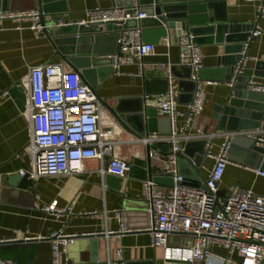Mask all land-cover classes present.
<instances>
[{
    "label": "crops",
    "instance_id": "1",
    "mask_svg": "<svg viewBox=\"0 0 264 264\" xmlns=\"http://www.w3.org/2000/svg\"><path fill=\"white\" fill-rule=\"evenodd\" d=\"M119 1L125 0H54V3L56 8L65 9V12L58 14L59 23H64L67 18L74 22L84 20L87 10L109 7ZM262 2L210 0L206 14L214 16L218 23H225L228 33L234 36L248 33L242 42L241 50L245 55L242 67L253 71V80L264 83V16L257 15ZM0 8L29 11L36 9L37 3L36 0H0ZM49 19V15L44 16V21L48 22ZM30 23L25 18L0 20V258H8L13 264H49L50 246L44 237L62 229L67 234H79L68 245L69 264H86L91 258H96L91 264H108L107 261L114 258L115 249L119 246L128 264H166L163 260L164 249L154 248L149 233L142 229L145 226H141L146 220L141 215L146 207L142 182L149 177L163 176V180L156 182V189L167 193L172 186L169 176L164 173V160L172 149V142L157 138L170 135L171 122L158 110L157 103L164 92L159 91L161 84L156 79H171L180 108L191 100L193 86L188 80L191 69L179 63V49L175 40L179 34L168 31L167 36L172 41L170 46L165 45L166 36L153 43L154 53L144 58L141 67L135 63L123 64L118 73H109L108 64L100 66L106 76L97 83L95 89L103 102L117 107L118 113L125 117L138 112L142 107L144 110H154L155 131L148 134L149 148L144 139L137 138L121 126L114 114L102 105V136L115 142L110 154L104 156L102 161L85 160L83 170L79 173L41 176L37 179L29 177L32 184L22 185V174L19 171L31 169L30 154L25 149L30 129L23 114L27 100L28 71L34 65L51 63H61L65 69L72 68L65 63L60 53L73 50V44L56 49L43 31L37 33L31 30ZM98 27L102 28L100 34H103V41L96 50L107 53L113 48V38L119 30L116 26L107 29L106 24ZM255 27H259L262 33L249 39ZM198 29L196 34L201 41L202 69L206 76L203 79L214 83L207 85L205 107L194 116L193 121L205 132H216L212 146V150L216 151L226 131L249 129L240 128L244 124L257 122L264 129V107H245L240 99L230 96L232 85L228 82L233 77L232 62L239 54L238 43L219 42L221 34H210L207 29ZM155 34L156 30L151 31L153 37ZM246 41L248 44L244 47ZM88 42V38L77 41L78 49H85ZM216 69H222L223 72ZM212 75H220L221 78L214 79ZM147 79L148 85L145 84ZM241 88L244 89L245 85ZM261 103L264 105V101ZM177 121L179 125L184 122L182 119ZM187 132L179 131L174 143L179 145L180 150L187 147L186 152L193 156L198 171L205 177L213 161L200 155L202 144L198 139L184 138ZM243 148L239 144L233 153L235 158L244 154L241 161L228 158L218 186V196L221 198L246 189H252L259 195L264 194V176L254 171L264 170V154L250 148L242 151ZM111 157L125 159L130 164L127 176L119 180L107 172H100L101 168L106 169ZM179 169L186 173L184 165L180 164ZM55 199L59 207L67 208L68 211L60 217L41 210L42 205ZM120 208L126 212L131 211L128 221L131 219L134 224L131 228L134 230L120 237L115 232L106 235L108 230L119 229L114 211ZM90 234L99 235L92 238L88 245L81 235ZM25 236L30 238L25 239ZM186 238L187 235L177 233L169 237V243L178 246Z\"/></svg>",
    "mask_w": 264,
    "mask_h": 264
},
{
    "label": "built area",
    "instance_id": "2",
    "mask_svg": "<svg viewBox=\"0 0 264 264\" xmlns=\"http://www.w3.org/2000/svg\"><path fill=\"white\" fill-rule=\"evenodd\" d=\"M131 5H112L89 9L84 20L78 25L90 23L121 26L126 20H140L146 16L141 11L137 0ZM40 9L29 11L9 10L0 8V20L25 18L31 23L29 28L41 33ZM258 16H264V0L258 8ZM142 28H120L116 39V48L107 53L111 59V66L118 73L120 65L135 63L141 67L145 57L154 53L155 45L144 41ZM262 33L255 27L249 36L257 37ZM165 45H171V39L166 36ZM248 41L244 47H247ZM179 49V63L191 69L190 78L194 83L191 100L183 108L179 107L176 99V89L171 79H168V89L158 100V110L166 115L171 122L169 136L157 137L172 142V149L164 160V173L173 179L172 186L167 193L156 189V181L149 177L142 182V191L146 202V225L142 229L150 235V243L154 248L164 249L165 263L183 261L188 264H259L264 255V194L259 195L252 189L238 193H230L227 197H219L218 186L222 180L225 166L228 162L226 154L230 140L233 137L250 136L257 143H264V129L230 130L223 134L224 140L212 150L216 132H205L197 126L193 118L205 107L206 87L214 83L198 76L202 69L203 51L194 41L190 32L181 33L177 38ZM234 72L239 74L244 67L238 61ZM140 74V73H139ZM231 79L228 84L231 85ZM27 100L23 114L27 119L30 135L26 151L30 154L31 169L20 170L21 174L37 179L41 176L56 174L70 175L83 170V163L88 159L103 160V157L113 149L115 143L111 139H104L101 128L102 102L96 92L85 83L78 71L73 68L65 69L61 63L34 65L27 76ZM248 89L264 92V83L248 80ZM182 119L183 124H178ZM188 132L184 138L188 140H204L203 155L213 161L207 170L205 188L190 186L183 183L184 177L176 169L177 156L180 150L174 143L179 131ZM148 144V136L141 137ZM130 164L125 159L111 157L106 169L101 173H108L118 178H124L130 170ZM264 176V170L254 169ZM104 175V174H102ZM41 210L62 216L67 208L59 207L55 199ZM118 221L117 231L108 230L106 235L115 232L118 237L134 230L128 227L126 210L120 208L114 211ZM177 233L187 235L184 243L172 246L169 237ZM79 234H67L62 229L56 230L44 238L49 241V264H69L67 255L68 245ZM30 237L25 236V239ZM217 249L223 250L219 252ZM108 264H128L124 259L121 246L115 249V256ZM0 264H13L8 258L1 259Z\"/></svg>",
    "mask_w": 264,
    "mask_h": 264
},
{
    "label": "water",
    "instance_id": "3",
    "mask_svg": "<svg viewBox=\"0 0 264 264\" xmlns=\"http://www.w3.org/2000/svg\"><path fill=\"white\" fill-rule=\"evenodd\" d=\"M138 6L141 11H144L146 16L143 17L140 20L135 19H129L126 20L121 26H116L111 23L106 24V28L109 29L111 27H117L119 30L120 28H134L139 25L142 28V38L144 41L152 42L155 44L161 37L167 36L168 31L170 30L171 33L179 34L182 30H185L186 32H190L194 35V41L201 45V41L198 39L196 31L197 28L199 29H207L209 30L210 34H221L219 37V42H236L237 44V53L238 56L235 58V60L232 62V70L231 74L233 73L232 77V88H231V95L233 98H238L241 100L242 105L245 107H255L257 109H261L264 107V105L261 103V101H264V92H255L248 89V80L251 78V75L253 74V71L251 69H243V71L239 74H235V64L240 61L241 66L242 62L245 58V55L242 53V42L243 40H246L248 33H244L242 36H234L230 33H228L227 26L225 23L221 24L218 23V20L215 19L214 16H207L206 9L210 7L209 1L210 0H203V1H187V0H137ZM37 8L40 9L42 12L40 16V22L44 26L43 32L45 36L52 42L53 46L57 49H61V47H68L73 44V50L70 49L68 52H61L60 50H57L60 55H62L63 60L65 63L70 65L73 69L78 71L85 83H88L91 87V89L96 92V85L98 82H101L103 78L106 76L102 73V66L103 64H108L109 73L113 72L112 66H111V59L107 57V53H112L115 51L116 48V39L118 31L115 33V37L113 38V48L105 53L103 50L102 52L97 51L96 47L103 41L102 35L100 34L102 32V28L98 27L100 26L99 23H90L87 25H78L77 22L79 21H71L69 18L64 20V23H59V13L65 12V9L63 8H56L54 0H36ZM133 3L132 0H125V1H119L117 2V5L124 4V5H131ZM49 15L50 19L48 22L44 21V16ZM195 26H201V27H195ZM115 27V28H116ZM151 28H154L153 30H156V36L151 35V31H153ZM222 28V29H221ZM97 29V30H96ZM198 29V30H199ZM221 29V30H220ZM95 30V31H94ZM98 34H96V32ZM220 31V33H219ZM77 36V37H74ZM88 38L89 42L87 47L85 46V49H78V46L76 44L77 41L80 39ZM178 36L176 35L175 40L177 41ZM233 38V39H232ZM102 45V44H101ZM71 48V47H70ZM103 53V54H102ZM242 53V54H241ZM105 54V55H104ZM102 55V56H101ZM96 67V68H95ZM217 71H220L221 73L223 70L216 69ZM215 70V71H216ZM204 69H201L198 72V76L200 78H205L204 76ZM108 73V74H109ZM214 79H220V75H212L211 76ZM159 80L160 89L159 91L165 92L168 87V80L166 78L162 79H156ZM155 80V81H156ZM190 80L189 82L193 86L194 91V83L190 79V76L188 78ZM154 81V80H153ZM148 79L145 80V84L148 85ZM245 85V88L242 89L241 87ZM233 93V95H232ZM229 96V98H230ZM101 100V99H100ZM102 102L103 106H106L115 116L118 123L121 124L126 130L131 132L133 135H135L137 138H140L142 136H148L149 133L155 131V121L154 116L155 112L154 110L147 108L144 110V107L140 109L138 112H135L134 114H130L129 117H125L123 115H120L118 113L117 107H112L106 104L105 102ZM258 102V103H255ZM262 124L260 123H254V124H244L241 126L240 129L249 128V129H255L260 128ZM141 128V129H140ZM140 129V130H138ZM202 144V150L200 152V155L203 156L204 152V140H198ZM190 143V142H189ZM243 145L244 148L242 151L248 150L249 148L260 153L264 154V143H257V141L250 137V136H244V137H233L230 140V143L228 145L226 154L229 159H233L236 161H241L244 157V154H241L238 158H235L234 151L237 148L238 145ZM149 148V143L147 144ZM188 145V144H187ZM185 147L183 150L175 152V155L177 156V163H178V169L177 172L179 174H182L184 177L183 183L190 185V186H197L201 188H205V178L200 174L196 167V160L191 157V155H188L186 152ZM184 165L186 169V173L184 171L182 172L181 169H179V165ZM169 176V181L171 184H173V179L169 174H166ZM113 176V175H112ZM22 185H31L32 181L29 179L28 174H22ZM156 182H158L160 179L163 180V176L158 177H152ZM15 179V178H14ZM120 180V178H119ZM220 191L218 189L217 194L219 195ZM127 215H131V211L128 210ZM141 215L144 216L146 219V211H142ZM128 227H134V224L131 222V219L127 222ZM146 225L143 221L141 226ZM99 234H90V235H81L84 236V239L87 240L88 245L91 243L92 238L97 237ZM96 258H91L88 261H86V264H91L93 261H95ZM166 264H171L167 262ZM172 264H188L183 261H178L176 263ZM232 264V263H231ZM259 264H264V255L263 259L260 261Z\"/></svg>",
    "mask_w": 264,
    "mask_h": 264
},
{
    "label": "rangeland",
    "instance_id": "4",
    "mask_svg": "<svg viewBox=\"0 0 264 264\" xmlns=\"http://www.w3.org/2000/svg\"><path fill=\"white\" fill-rule=\"evenodd\" d=\"M105 107V106H104Z\"/></svg>",
    "mask_w": 264,
    "mask_h": 264
}]
</instances>
